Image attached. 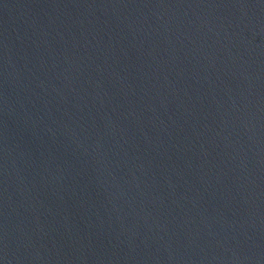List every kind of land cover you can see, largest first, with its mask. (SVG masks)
<instances>
[{"label": "water", "instance_id": "95a60500", "mask_svg": "<svg viewBox=\"0 0 264 264\" xmlns=\"http://www.w3.org/2000/svg\"><path fill=\"white\" fill-rule=\"evenodd\" d=\"M0 264H264V0H0Z\"/></svg>", "mask_w": 264, "mask_h": 264}]
</instances>
